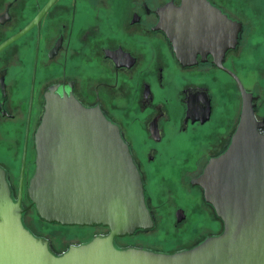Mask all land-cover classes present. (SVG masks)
<instances>
[{"label":"flooded vegetation","instance_id":"af4514ba","mask_svg":"<svg viewBox=\"0 0 264 264\" xmlns=\"http://www.w3.org/2000/svg\"><path fill=\"white\" fill-rule=\"evenodd\" d=\"M1 44L0 169L24 216L53 89L117 125L141 175L154 227L116 248L171 253L221 232L196 180L231 143L241 89L264 132V0H0ZM166 214L176 246L134 243ZM89 228L72 244L109 232Z\"/></svg>","mask_w":264,"mask_h":264},{"label":"water","instance_id":"95a60500","mask_svg":"<svg viewBox=\"0 0 264 264\" xmlns=\"http://www.w3.org/2000/svg\"><path fill=\"white\" fill-rule=\"evenodd\" d=\"M241 90L242 112L231 143L196 180L222 230L188 249L163 253L115 247V238L154 227L141 175L118 126L98 107L50 89L34 134L27 208L49 224L109 232L54 251L49 239L24 225L21 194L12 198L0 169V264H264V132L253 116L251 95Z\"/></svg>","mask_w":264,"mask_h":264},{"label":"rangeland","instance_id":"374dc122","mask_svg":"<svg viewBox=\"0 0 264 264\" xmlns=\"http://www.w3.org/2000/svg\"><path fill=\"white\" fill-rule=\"evenodd\" d=\"M24 220L28 226L33 228L36 233L49 239L52 243L53 249L56 252L65 250L70 244L83 241L88 238L91 228L87 226H62L59 224H49L36 215L35 210H30L24 216ZM164 220V221H163ZM169 218L167 214L157 227L147 234L137 233L132 239L134 243H139L141 239H146L142 244H148L156 248H173L176 246L175 238L170 235L172 231ZM129 237V236H128ZM140 237H142L140 239ZM131 238V237H130ZM152 241V242H150Z\"/></svg>","mask_w":264,"mask_h":264},{"label":"trees","instance_id":"16d2710c","mask_svg":"<svg viewBox=\"0 0 264 264\" xmlns=\"http://www.w3.org/2000/svg\"><path fill=\"white\" fill-rule=\"evenodd\" d=\"M23 222H24V225H25L27 228H29V230H30L33 234H35V235H37V236H41V235H39L38 233H36V231H35L33 228H31L30 226H28V225L26 224L24 218H23ZM51 245H52V243H51ZM52 249H53V246H52ZM53 250H54V249H53Z\"/></svg>","mask_w":264,"mask_h":264}]
</instances>
